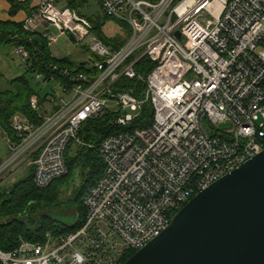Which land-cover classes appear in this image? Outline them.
Listing matches in <instances>:
<instances>
[{
    "label": "built area",
    "instance_id": "obj_1",
    "mask_svg": "<svg viewBox=\"0 0 264 264\" xmlns=\"http://www.w3.org/2000/svg\"><path fill=\"white\" fill-rule=\"evenodd\" d=\"M58 1L42 0L25 27L43 33L49 45L57 39L50 30L69 33L94 57L85 71L63 72L70 88L51 87L47 126H41L44 115L38 123L12 118L16 140L6 141L10 155L0 172L13 163L17 139L41 130L55 135L28 148L35 187L67 174L69 145L92 148L104 168L83 196L78 230L0 249V264H120L157 237L192 197L264 152V0H185L177 9L172 6L180 0H103L104 13L130 30L118 50ZM16 53L26 60L25 51ZM143 58L154 64L146 78L134 69ZM121 77L142 81L143 96L115 90ZM145 104L153 111L148 126L100 137L93 146L81 139L87 121L111 112L114 124L126 129L135 120L127 110L141 112ZM30 107L42 109L37 96ZM221 123L232 126L229 133L219 132Z\"/></svg>",
    "mask_w": 264,
    "mask_h": 264
},
{
    "label": "trees",
    "instance_id": "obj_2",
    "mask_svg": "<svg viewBox=\"0 0 264 264\" xmlns=\"http://www.w3.org/2000/svg\"><path fill=\"white\" fill-rule=\"evenodd\" d=\"M4 1L10 5L9 14L11 16L19 11L26 13L25 18L21 22L0 21V53L6 49L13 50L15 56L17 55V50H23L27 53L25 61L18 56L22 62V65H20V67L22 66L21 71L24 72L7 80L8 88L0 91V129L5 132L6 140L15 141V134L10 126L12 118L18 114L32 123L40 122L41 119L39 116L44 115V111L47 110L46 106H49L46 100L48 97H52L50 92H46L43 97L39 96L31 86L30 79L27 78V75H30L32 79L40 76V81L45 84L49 82L53 83L54 81L55 84H59L62 88H70L72 83L64 79L63 72L68 71L72 75H75L86 69L84 64L76 63L73 58H54L50 50L51 45L48 44L43 33L25 27L24 20L29 18L36 10V7H30L31 0H25L24 2L15 0ZM89 1L91 0H59L57 5L60 8L67 7L80 17L86 19L92 27V34L103 44L114 50L120 49L129 37V28L104 13L102 10L103 0H94L100 10L99 15H87V3ZM144 1L156 4L160 0ZM109 22H113L120 26L121 29L127 31V33L125 31L127 36L124 40L114 43V39L104 36L103 28ZM86 52H89L88 49ZM89 54L91 53L89 52ZM91 56V58L94 57L92 54ZM153 68L154 64L146 58L138 60L134 65L137 76L145 78ZM113 88L119 91H127L133 96L141 98L146 86L138 79L121 77ZM33 95L39 98L40 104L42 105V109L39 111H34L30 107V100ZM152 113L151 106L145 104L142 107L139 117L128 128L123 129L111 123V121H114V115L111 112H105L96 119L87 121L82 126L79 135L82 140L93 146L100 137L104 138L109 135L148 126L152 121ZM69 146L65 152L67 166V174L65 176H68L72 169L76 171L78 169L81 173H85V178H88V183L82 185L85 188L84 196L87 189L101 175L104 168L103 162L92 148L77 147L69 149ZM29 169V173L17 183H12L7 188H0V249L3 251L15 249L20 241L44 242V235L49 232L50 225L54 226L55 231L53 232L55 235H64L75 232L83 224V222L81 225H75V222L72 225L64 224L51 215L53 213L51 210L58 204V196L60 193V183L58 182L62 178L53 181L44 189H39L33 184V170L32 168ZM78 195L80 196L81 193ZM77 208L81 214L85 215L82 201ZM27 210H34L37 217H30L29 214L24 216ZM134 253L130 252L127 254L120 264H123Z\"/></svg>",
    "mask_w": 264,
    "mask_h": 264
},
{
    "label": "water",
    "instance_id": "obj_3",
    "mask_svg": "<svg viewBox=\"0 0 264 264\" xmlns=\"http://www.w3.org/2000/svg\"><path fill=\"white\" fill-rule=\"evenodd\" d=\"M123 264H264V152L192 197Z\"/></svg>",
    "mask_w": 264,
    "mask_h": 264
},
{
    "label": "rangeland",
    "instance_id": "obj_4",
    "mask_svg": "<svg viewBox=\"0 0 264 264\" xmlns=\"http://www.w3.org/2000/svg\"><path fill=\"white\" fill-rule=\"evenodd\" d=\"M191 1L193 4L194 0H191ZM198 1L199 0H195L196 3ZM184 3H185V0L183 1L180 0L178 4L175 3L172 7L174 9H177V7L182 6ZM87 6H88L87 8L88 10L86 9L87 10L86 13H88L87 15L96 16L100 14L98 5L94 0L89 1V3H87ZM203 12L205 13V11ZM182 29L183 27L180 30ZM125 31L126 30L121 29L120 26L114 24L113 22L107 23L103 28L104 36H106L107 38L114 39L115 40L114 43L116 42L118 43L119 41L124 40V38H126L127 34H125ZM51 33L53 36L55 35L60 36L58 39L52 42L51 47H50L51 53L54 58L61 59L64 56H70V57L73 56L75 60H79L82 57L84 61L87 62L88 60H90V57H92L91 54H89V52H86L87 49L84 43L82 42L77 43V40L75 39L77 44L74 45L69 41L68 37H66L65 35L62 37V35H59V33L56 30L52 29ZM68 35L72 36L69 33L67 34V36ZM79 52L82 55L81 57L79 55ZM88 63H91V62H88ZM20 65H22L21 59L18 58V55L15 56L13 50L6 49L4 51H1L0 53V91L8 88V83L6 82L7 80L14 78L24 72V71H21L22 66L20 67ZM27 78L30 79L31 86L33 87L35 92H37V94L42 97L44 96L46 92H50L51 87H53L55 83L53 81V83L49 82L45 84V83H42L40 79H36V78L32 79L30 75H27ZM54 97L55 98L61 97V91L59 87L55 88ZM127 112L131 113L135 119H137L140 114L139 110L136 112L127 110ZM41 119L43 120V123L41 124V126H45L46 125V123H44L45 115ZM46 122H48V119L46 120ZM111 123L114 124L113 121H111ZM231 127L232 126L228 123H221L220 125H217V129L219 130V132H222V133H229L231 130ZM49 131L50 132L46 134V132L48 131L43 132L41 130L38 133H36V135L33 138L29 137V138H24L21 140L17 139L18 140L17 145L15 146L17 147V150L15 149L11 157V159L14 158L13 163L9 165L5 170H2L0 172V182L2 181L0 184V188L1 187L7 188L12 183H17L20 179L26 176L27 173H29L30 171L29 167L32 168V166H30V161L27 160L29 159L27 157L29 155L28 148L31 147L32 144L34 145L36 143H40V141H43L45 138L49 139L51 136L55 135L53 131L51 130ZM6 139L7 138H6L5 132L1 131L0 129V164L10 155V150L7 149ZM77 147L78 146L70 145L69 149L77 148ZM72 170L68 176L64 175L65 177L64 176L60 177L62 179L58 182L60 183L59 184L60 193L58 196V204L55 206L54 209L51 210L53 211L51 215L56 220L64 224L72 225L75 222V225H78V224L81 225V223L83 222L85 218V215L81 214V212L78 210L77 207L82 201L83 193L85 191V188L82 187V185H84L85 183H88L87 182L88 178H85V173H81L80 170L78 169L77 171L76 170L72 171ZM80 193L81 195L79 196L78 194ZM82 213H84V211H82ZM27 214H29V216L33 218L37 217L34 210H30V211L27 210V213L24 214V216ZM53 231H55V228L53 225H50V230L46 234L52 237L60 236V235H55ZM46 234L44 235L45 238L47 236ZM48 240L50 241L49 245L51 246V242L53 241V239L49 237ZM38 242H41V241H38Z\"/></svg>",
    "mask_w": 264,
    "mask_h": 264
},
{
    "label": "crops",
    "instance_id": "obj_5",
    "mask_svg": "<svg viewBox=\"0 0 264 264\" xmlns=\"http://www.w3.org/2000/svg\"><path fill=\"white\" fill-rule=\"evenodd\" d=\"M15 1L24 2L25 0H15ZM41 1L42 0H31L30 7L31 8L32 7L35 8ZM9 9H10V5L6 1L0 0V21L21 22L25 18V16H26V13L24 11H19L15 15H12L11 16V14H9ZM59 37L60 36H57V39ZM79 55H80V57L82 56L80 54V52H79ZM65 57L73 58V56L72 57H70V56H64L61 59L65 58ZM73 60L76 63H81V64H84V66H86V61H84V59L82 57L79 60H75L74 58H73ZM46 109L48 110V107L47 106H46ZM46 111H44V112H46Z\"/></svg>",
    "mask_w": 264,
    "mask_h": 264
},
{
    "label": "bare ground",
    "instance_id": "obj_6",
    "mask_svg": "<svg viewBox=\"0 0 264 264\" xmlns=\"http://www.w3.org/2000/svg\"><path fill=\"white\" fill-rule=\"evenodd\" d=\"M213 5H214V6H213L214 10L217 11V10H218V4H217L216 2H214ZM144 123H145V122H144ZM22 168H23V167H22ZM22 168H21V169H22ZM29 168H31V167H29ZM26 169H27V168H26ZM16 170H17V169H16ZM19 170H20V169H19ZM6 175H7V174H6ZM6 175H5V176H6ZM18 175H19V173H18ZM13 177H14V176H13ZM4 179H5V177H4ZM4 179H3V180H4ZM1 182H2V181H1ZM1 182H0V183H1ZM11 183H12V182H11Z\"/></svg>",
    "mask_w": 264,
    "mask_h": 264
}]
</instances>
